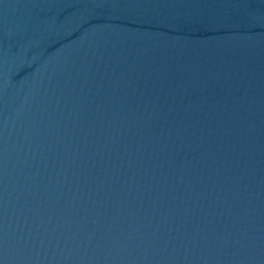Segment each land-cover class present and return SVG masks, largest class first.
<instances>
[{
    "label": "water",
    "instance_id": "95a60500",
    "mask_svg": "<svg viewBox=\"0 0 264 264\" xmlns=\"http://www.w3.org/2000/svg\"><path fill=\"white\" fill-rule=\"evenodd\" d=\"M0 264H264V0H0Z\"/></svg>",
    "mask_w": 264,
    "mask_h": 264
}]
</instances>
